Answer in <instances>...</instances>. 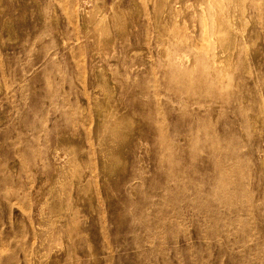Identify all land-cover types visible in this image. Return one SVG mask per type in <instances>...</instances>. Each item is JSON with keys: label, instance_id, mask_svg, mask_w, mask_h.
Returning a JSON list of instances; mask_svg holds the SVG:
<instances>
[{"label": "rangeland", "instance_id": "374dc122", "mask_svg": "<svg viewBox=\"0 0 264 264\" xmlns=\"http://www.w3.org/2000/svg\"><path fill=\"white\" fill-rule=\"evenodd\" d=\"M0 264H264V0H0Z\"/></svg>", "mask_w": 264, "mask_h": 264}, {"label": "bare ground", "instance_id": "6f19581e", "mask_svg": "<svg viewBox=\"0 0 264 264\" xmlns=\"http://www.w3.org/2000/svg\"><path fill=\"white\" fill-rule=\"evenodd\" d=\"M105 109V108H104Z\"/></svg>", "mask_w": 264, "mask_h": 264}]
</instances>
